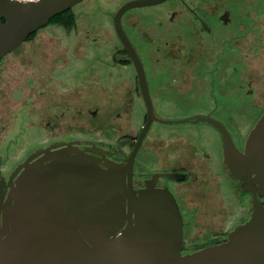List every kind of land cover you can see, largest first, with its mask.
I'll return each mask as SVG.
<instances>
[{"label":"water","instance_id":"water-1","mask_svg":"<svg viewBox=\"0 0 264 264\" xmlns=\"http://www.w3.org/2000/svg\"><path fill=\"white\" fill-rule=\"evenodd\" d=\"M82 1L0 0V60L50 19ZM165 1L132 0L113 16V28L132 62L146 107L142 134L153 120L175 121L154 123L153 129L182 134H210L212 125L222 135L228 176L237 180L241 189L264 195V113L255 106L257 88L245 95L240 87L246 77L257 76V68L264 62L260 60L264 57V32L263 37L257 32L259 18L264 16V0H212L218 6L210 5L211 0H200L209 8H220V13L221 9L229 10L234 20L231 26L223 27L216 25L213 16H203L215 35L211 38L202 33L199 38L210 46L222 42L225 36L231 43V97L218 98V103H233V114L243 116L244 125L236 124L233 131L240 127L245 134L256 119L242 152L220 122L205 116L210 103L207 92L182 95L167 75L171 61L155 64L147 59L148 55L170 54L177 42L190 44L195 39L180 20L166 21L176 7L172 0ZM135 18L139 20L133 24ZM242 21L247 23L244 31L237 29ZM121 24L143 56V66ZM260 37L263 52L257 47ZM143 68L152 89V102ZM152 103L163 120L155 117ZM193 117L196 122L185 120ZM201 142L215 153L219 149L218 139ZM72 152L76 155H70ZM39 153L42 156L31 160ZM133 156L130 154L124 163L104 162L101 167L94 157L69 143L65 148H45L30 156L14 182L9 180L5 201L4 182L0 181V264H264V207L255 197L250 218L234 227L224 242L182 254L183 220L178 205L167 189L149 184L140 191L132 188Z\"/></svg>","mask_w":264,"mask_h":264},{"label":"flooded vegetation","instance_id":"flooded-vegetation-1","mask_svg":"<svg viewBox=\"0 0 264 264\" xmlns=\"http://www.w3.org/2000/svg\"><path fill=\"white\" fill-rule=\"evenodd\" d=\"M172 1L176 9L171 11L166 21L173 23L175 20L178 22L180 20L179 24L184 25L195 39L190 44L177 42L176 48L170 51L171 55L169 53L162 56L148 55L147 59L155 64L171 61L167 75L176 82L175 85L182 95L201 96L207 92L210 103H208L209 111L205 116L220 122L235 147L242 152L248 132L255 125L256 119L251 126H248L245 134L240 127L233 131L231 128L236 127V124L244 125L245 121L241 119L243 116L233 114L235 109L233 103H218V98L231 97L233 67L230 50L232 49L231 45H228L231 43L226 36L221 38L224 39L222 42L219 41L213 46L201 39L202 33L211 38L215 35L212 26L206 23L203 16H213L216 25L229 27L234 21L231 12L221 9L220 13V8H209L200 0ZM211 4L218 6L212 0ZM137 18L131 20L133 24L138 22ZM158 23L161 24L160 21ZM237 26V29L241 28L244 31L247 23L245 25L242 21ZM122 28L143 66V56L137 45L127 32V28L124 25ZM113 31L116 38V43L113 45L108 46L109 41L106 39L101 42L93 40L92 48H96L102 55H69V52L77 53L82 48L77 41L71 51L67 48L69 45L66 48L63 45H52L47 53L32 55L30 49L21 48V53L13 57L23 69L27 66V68L31 67L32 71L21 72L22 77L18 81L17 89L13 88V78L5 83L0 82V181L4 182L2 185L4 201L9 191V180L12 178L14 182L22 170V164L41 149L57 150L65 148L69 143L84 154L94 157L101 167H104V162L124 163L127 157L134 153L130 179L132 188L140 191L146 189L149 184L156 189H167L178 205L183 220L182 254L224 242L234 227L250 218L254 197L264 207V195H253L241 189L239 182L228 176L223 164L222 135L210 124L213 129V132L210 130V134L200 132L182 134L178 131L153 129L154 123L173 124L175 121L164 120L168 123H163L153 120L142 134L147 121V112L136 72L132 83L125 85L120 81L115 82L111 90L117 106L123 99L122 93L125 96L131 92L140 97L144 107L141 119L133 118L132 110L129 118L121 117L120 113L115 112L112 118L114 124L108 120V127L101 128L105 126L100 125L102 120L98 117L99 106L94 104L92 98L100 92L102 85L100 86L99 79L105 73L96 69L94 65L111 64L113 68L133 66L126 52L125 55L121 54L120 51L124 48L114 28ZM257 32L263 37L264 16L259 18ZM88 35L86 32L84 37ZM26 42L29 41L23 44ZM223 46L225 49L222 48ZM257 47L263 52L262 38ZM127 59L130 63L124 64ZM246 59L243 58L245 61ZM262 59L264 60L263 56L260 57L261 61ZM73 63L80 65L77 71L72 70ZM0 68L5 71V73L0 72V80L3 73L10 76L8 70L11 67L7 63L0 60ZM143 70L151 99L152 89L145 69ZM257 70V76L246 77L240 87L245 95H251L254 92L253 87L257 88L258 100L255 106L264 113V62ZM28 78L32 79L29 85H27ZM90 83L95 85L93 89L91 88L92 91L88 89ZM152 107L155 117L161 119L153 103ZM221 115H224L225 119L223 117L220 119ZM194 119L195 117L185 120L196 122ZM14 121L20 127L17 130L18 136L23 133L22 129L25 126L33 127L34 139L38 142L44 139L47 142L39 144L23 156L12 158L10 162L11 147L14 146L12 152L16 151L18 155L23 149L19 145V139H7L6 132L8 128H13L11 124ZM231 121L235 126L230 125ZM95 135L98 139L89 138ZM201 139L203 141L218 139L217 152H213L201 142ZM71 154L76 155L73 152ZM40 156L42 153L31 160ZM19 159L20 161H16ZM233 217H235L234 221Z\"/></svg>","mask_w":264,"mask_h":264},{"label":"rangeland","instance_id":"rangeland-1","mask_svg":"<svg viewBox=\"0 0 264 264\" xmlns=\"http://www.w3.org/2000/svg\"><path fill=\"white\" fill-rule=\"evenodd\" d=\"M132 0H84L81 3L77 4L72 8V12L75 16V26L71 31L64 29L63 27L58 26L57 24H48L46 27L38 30L33 39L29 40L15 49L14 51L7 54L1 60L4 63H7L11 68L8 70L9 73L13 74V76H8V74H4L5 71L0 68V72L3 71V77L0 82H6L8 79L13 78V88L17 89L18 81L22 77L21 72H29L32 71V68L24 66V69L20 64L16 62L13 57H17L21 53L20 50L23 48L24 50L30 49V53L32 55H40L43 52H48L52 45H69L67 48L70 51L73 49V44L77 41L80 42L81 47L77 53H70L69 55H102L101 52L97 51V49L92 48V44H94L93 40L102 41L103 39L108 40V46L116 43V38L113 31V16L115 12L125 3ZM88 32V36L85 38L84 35ZM82 42V43H81ZM72 47V48H71ZM89 47V48H88ZM84 49V51H83ZM34 51V52H31ZM20 52V53H19ZM99 52V53H98ZM9 62L12 64L10 65ZM78 64H72V70H78ZM90 66V65H89ZM96 69L99 71H103L105 75L101 76L99 79L100 92L93 96L94 104L99 106L98 117L102 120L100 125H104L105 127H101L106 129L108 127V120L112 121L114 117V113H120L121 117L129 118L130 110H132V116L138 117L141 119V114L144 112L143 103L140 97L135 96V94L127 93L123 96L120 104L117 106L114 96L112 95L111 87L116 82H121L122 84L128 85L134 81L135 72L133 66H123L119 68L111 67V64H105L104 66H100L98 64L94 65ZM27 70V71H25ZM56 70H58L56 68ZM32 79L28 78L27 85L31 83ZM104 84V90H103ZM95 85L90 83L88 85V89H93ZM110 88V89H109ZM115 102V103H114ZM130 107V108H129ZM132 107V108H131ZM139 121V120H138ZM109 122V123H111ZM11 123V121H10ZM117 123V122H116ZM114 124V122L112 123ZM13 128H8L7 130V139H19V145L23 147L21 153L18 155L13 153L14 146L9 150L10 162H12V158H18L28 153L30 150L36 148L39 144H44L47 141L44 139H40L39 142L37 139H34V129L33 127H24L23 133L21 135H17L18 127L17 122H12ZM112 127V126H111ZM95 136H89L90 139H98ZM18 155V156H17ZM16 161H20L16 160ZM16 163V162H15Z\"/></svg>","mask_w":264,"mask_h":264},{"label":"trees","instance_id":"trees-1","mask_svg":"<svg viewBox=\"0 0 264 264\" xmlns=\"http://www.w3.org/2000/svg\"><path fill=\"white\" fill-rule=\"evenodd\" d=\"M2 23H4L3 19H2ZM52 23L57 24L58 26L63 27L64 29H66L68 31L73 29L74 26H75V16H74V14L72 12V9H69L68 11H66V12H64V13H62V14H60L58 16H55L52 19H50L48 24H52ZM37 32L38 31H36V32L32 33L31 35H29L26 41H29V40L33 39ZM120 52H121V54L125 55V50L124 49H121ZM129 63H130L129 59H127L124 62V64H129Z\"/></svg>","mask_w":264,"mask_h":264},{"label":"built area","instance_id":"built-area-1","mask_svg":"<svg viewBox=\"0 0 264 264\" xmlns=\"http://www.w3.org/2000/svg\"><path fill=\"white\" fill-rule=\"evenodd\" d=\"M14 1H18V2H35L37 0H14Z\"/></svg>","mask_w":264,"mask_h":264}]
</instances>
